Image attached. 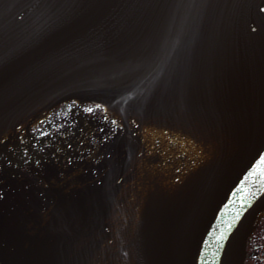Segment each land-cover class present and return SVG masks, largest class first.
I'll return each instance as SVG.
<instances>
[{
    "label": "water",
    "instance_id": "95a60500",
    "mask_svg": "<svg viewBox=\"0 0 264 264\" xmlns=\"http://www.w3.org/2000/svg\"><path fill=\"white\" fill-rule=\"evenodd\" d=\"M262 8L0 0V117L95 102L149 143L147 219L173 217L150 221L136 264H242L264 206Z\"/></svg>",
    "mask_w": 264,
    "mask_h": 264
},
{
    "label": "flooded vegetation",
    "instance_id": "af4514ba",
    "mask_svg": "<svg viewBox=\"0 0 264 264\" xmlns=\"http://www.w3.org/2000/svg\"><path fill=\"white\" fill-rule=\"evenodd\" d=\"M146 143L97 103H37L1 116L0 264H136L139 224L145 230L153 216L141 221L147 212L133 205L102 217L93 205L138 183ZM242 264H264V207Z\"/></svg>",
    "mask_w": 264,
    "mask_h": 264
},
{
    "label": "rangeland",
    "instance_id": "374dc122",
    "mask_svg": "<svg viewBox=\"0 0 264 264\" xmlns=\"http://www.w3.org/2000/svg\"><path fill=\"white\" fill-rule=\"evenodd\" d=\"M101 114H105V112L101 110ZM115 124L113 123V125ZM145 173H146V169L139 170L138 183H136L135 186H133V188H131L130 191L127 192V194L121 195V197L117 199L112 197L109 201V194L101 193L104 194V197H101L102 202L96 203V207L93 205L94 208L93 210L95 212L100 213V216L102 217H109L110 216L109 212H112V216L120 217L121 214L123 215L124 209L129 211V207L134 205L135 208L137 207L141 209V211L147 212L146 215L141 216V221L146 220L148 218V212H149V206L151 200V196L149 192L151 191L154 185L143 181ZM125 206L127 208H125ZM141 224L139 225L142 230Z\"/></svg>",
    "mask_w": 264,
    "mask_h": 264
},
{
    "label": "snow or ice",
    "instance_id": "6c2138e0",
    "mask_svg": "<svg viewBox=\"0 0 264 264\" xmlns=\"http://www.w3.org/2000/svg\"><path fill=\"white\" fill-rule=\"evenodd\" d=\"M262 11H264V8L261 9ZM88 111H92V108L87 109ZM105 119H107V117H105ZM39 163V162H37ZM260 166H264V155H261L259 160L257 161L256 165H254V168L260 167ZM262 171H264V168H261ZM229 227H231V225H229Z\"/></svg>",
    "mask_w": 264,
    "mask_h": 264
},
{
    "label": "bare ground",
    "instance_id": "6f19581e",
    "mask_svg": "<svg viewBox=\"0 0 264 264\" xmlns=\"http://www.w3.org/2000/svg\"><path fill=\"white\" fill-rule=\"evenodd\" d=\"M112 113V112H111Z\"/></svg>",
    "mask_w": 264,
    "mask_h": 264
}]
</instances>
